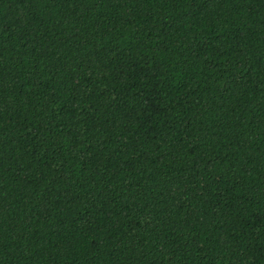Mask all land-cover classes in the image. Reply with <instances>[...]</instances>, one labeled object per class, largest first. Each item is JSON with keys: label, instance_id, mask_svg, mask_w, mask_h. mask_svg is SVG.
I'll use <instances>...</instances> for the list:
<instances>
[{"label": "trees", "instance_id": "trees-1", "mask_svg": "<svg viewBox=\"0 0 264 264\" xmlns=\"http://www.w3.org/2000/svg\"><path fill=\"white\" fill-rule=\"evenodd\" d=\"M0 264H264V0H0Z\"/></svg>", "mask_w": 264, "mask_h": 264}]
</instances>
